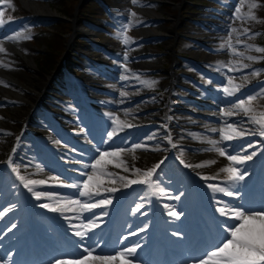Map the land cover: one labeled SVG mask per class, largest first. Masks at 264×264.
I'll list each match as a JSON object with an SVG mask.
<instances>
[{
    "label": "rangeland",
    "instance_id": "374dc122",
    "mask_svg": "<svg viewBox=\"0 0 264 264\" xmlns=\"http://www.w3.org/2000/svg\"><path fill=\"white\" fill-rule=\"evenodd\" d=\"M24 1L11 0L12 8H9L7 5H0V8L4 10L2 19L5 21L3 25H0V47H4L6 50L5 52H0V71H7L9 67L5 65L9 64L11 59H15V56H22V53L17 49L20 44L22 45L21 47L25 48L24 54L30 57L37 78H40L42 81L46 79L47 83L50 81V84L55 85L67 80L81 85L85 82L93 84L94 81V83H100L102 87L109 85V87H115L119 90H127L132 88V84L145 85L144 81L153 82L154 85L151 83L152 91L154 90V93L164 98L156 103L160 106L161 111H165L164 115L166 116H168L166 108L170 98L167 89L170 90L172 80L179 77V82L177 81L176 86L171 90V93L175 94L176 102L181 103L186 108L195 109L198 107V103L192 104L186 102L183 98L191 99L195 102L210 101L212 104L210 108H206L208 110L207 113L210 111L211 114L222 118L221 123L216 119L210 120L207 117L197 119L186 113L177 115L179 123L175 126V129L180 132L188 129L194 134L202 127L209 126V124H212L214 127H225L226 123L235 124L226 117L225 112H238V110L233 108L235 103H238L240 99H246L249 95H256L264 91V59H247L248 56L264 57V53H258L254 50L255 47L264 48V0H256L259 6L254 10V14L259 22H245L237 19L236 8H241V13L239 14L241 16L247 12V3L242 6L240 0H138V3H134L133 0H31L37 6L45 8L46 12L42 14H37L33 9L26 6ZM78 10H80V13ZM204 19H210L206 25L209 29V34L205 32V29H200ZM172 20H177L174 26L171 22ZM75 22L80 26H75ZM171 27L174 37L169 41V39H165L163 36ZM234 28L237 30L236 32L232 31ZM244 28L251 29L247 36L239 34ZM196 30L204 32L194 34ZM17 33L22 34L21 38L16 40L7 39L16 36ZM125 35L129 37L127 44L124 43L123 39ZM209 35L210 37H208ZM249 37L252 38L250 39ZM196 39L200 43H197ZM237 40L241 41V43H237ZM55 42L65 47V50L58 47L54 48ZM169 45L170 48L168 49ZM245 45H253V49L249 50ZM48 46L54 48V55H50ZM82 46H86V50H81ZM240 53H243V55ZM244 65H248V67H244ZM17 68L20 69V66ZM76 69L79 70V73L73 78L68 77L67 73L73 72ZM229 69H232V71H229ZM20 71L21 76L19 81L11 79L6 74H0V117L3 119L10 116L8 100L11 96L3 92V86L8 84L6 81L9 80L23 86L33 77V74L24 68H21ZM233 85H239L240 91L234 92L230 96L232 98L230 104L217 99L218 96L227 95L224 92L225 87L232 88ZM61 86L65 87L64 85ZM152 87H155V89ZM71 92L74 93L73 89H71ZM47 93L49 97L61 95L62 98H68L66 94L59 90V87L53 86L47 90ZM253 107L257 115L261 111H264V98L253 102ZM44 109L54 110L48 103H41L39 108H33V111L43 113ZM80 109L76 105L73 107L74 116L77 119H79L77 113ZM53 114L54 112L51 113V116ZM239 114L243 117L244 125H246L244 128L256 131L257 133V137L249 139L246 142L247 145H258V148H261L263 145L258 139H263L264 136L258 134L259 126L250 123L248 116H245L243 113ZM23 115L21 116V120L27 119L25 114ZM164 115L162 116L163 118H165ZM74 116L71 115V117ZM103 117L102 120H107L108 124L110 122L109 125L112 128L109 131L101 133L103 134L102 140L112 141L119 136L120 142L118 141V144L113 146L112 151L118 148L127 149L120 156H126L130 153H147L151 146L155 145L161 148V151L158 152L160 155V159H157L158 161L155 159L156 162H152L147 168H137L141 170L140 173L135 172V170L129 171L131 172L132 179H144L143 173L145 171L159 165L152 175V182L159 184L160 188L164 189L163 192H166V197L169 195L167 198L173 204L157 203L156 205L164 206L165 211H162L164 214L160 217L168 221L167 223L171 226L174 225L176 228L181 226L188 227L195 234H198L201 231L202 223L196 222V219L202 218V222L206 220L205 215L202 216V214L199 217L193 216L198 201H204L207 204L208 208H206V211L203 208V211L210 216L212 215L211 217H219V213L215 209L222 205H219L217 201H221V204L226 203L227 200H224L226 197L231 205L234 204L229 196L224 193L222 195L221 192L213 193L208 188L209 184H216V181H220L222 187H227V174L221 172V169L226 166L231 165L232 167L239 168L241 173H247L244 180L231 189L248 188L258 183L256 178L262 168L261 160L259 162L253 161V164L250 165H248V162L232 164V162L225 158L223 159V157L221 158L214 151L209 153V159L210 161H215V163H210L204 169L205 171L202 172L204 174L200 176L197 175V172L201 171L202 167L195 169L196 167L184 166L185 164L194 166L199 162H194L193 159L188 158L186 149L182 146H177L173 154L165 153L164 150L167 148L166 145L169 142V138L165 134V131L159 128L160 125L162 127L166 126L165 122L160 123L159 126H156L157 124L152 126L146 125L138 133L132 134L127 132L128 129L135 128L138 123L131 122L130 120L126 121L127 123H122V119L117 111ZM32 119L37 121L39 117L34 116ZM19 120H11L13 124L10 126L11 135L17 137L21 133ZM78 121L79 123L75 125L74 129L81 128V120ZM83 121L86 122L87 120ZM97 122L100 123V121ZM125 124L131 126L125 130L123 128ZM149 124L152 123L149 122ZM118 125L122 127L118 128ZM45 128L47 129L48 127ZM113 129H117V132L109 140L108 133L113 131ZM41 131H44V129ZM173 141L175 143L181 142L180 138H173ZM23 143L30 145V141L27 139ZM235 143L236 141L233 140L231 142L224 140L218 146L225 147L227 153L241 155L238 151H232ZM55 144V142L46 141L43 142V147L52 149L61 145ZM135 144L142 145V149L134 147ZM146 149H148L147 152ZM198 151L191 150L193 153L202 154L201 151ZM260 151L262 154L261 158L264 161V150L261 149ZM21 154H24V152L21 151ZM85 154L87 157L90 156L89 151H86ZM170 158L171 160L167 164L161 166ZM181 160L184 163H181ZM28 166L25 162L12 165L13 168H28ZM7 167L10 166L7 165ZM263 171L262 173H264ZM1 173L2 180L0 184L5 185V189L8 191L14 190L19 192L18 182L11 180L5 171H0ZM128 180L129 178L127 177L122 184H128ZM142 185L146 191L142 194L136 192L133 199L130 196L127 197L124 191L117 190L109 194H102L95 201L111 199V204L104 206L107 210H110L109 212L112 213L118 210L121 213L119 218L124 216L130 222L142 221L143 226L136 227L135 231L146 229L148 233H153V224H157L155 235L164 239L163 233L166 232V227L170 228L171 226L160 225V222H153L152 218L154 216L151 215L150 218L152 211H148V206L153 205L149 195L152 194L160 197L163 192L155 191L153 187L147 184ZM175 186L182 188L181 192L177 193L178 188L174 189ZM29 187L32 188V185H29ZM258 189L260 195H264V183L259 184ZM177 196H179V199L174 198ZM140 197L147 199L138 201ZM124 199L125 204L128 206L123 204ZM256 201L260 203L262 199L257 197L248 198L242 202V205L256 207ZM42 204L49 206L48 202ZM42 204H39V207ZM183 204L186 205L184 206ZM137 205H143V207L139 211H135ZM165 205L169 207H165ZM43 208L46 209V207ZM171 210L182 213V215L179 219L171 217L168 215ZM0 212H2V209H0ZM44 213L36 212V215L33 214L30 219L41 221L44 218L46 219V217H50L48 212ZM145 215H149V217L142 220L141 218ZM220 218L217 222H213L214 231H210L211 240L208 238L204 242L208 247L211 244L210 242L214 240V236L216 239L217 236L221 235L219 224L220 220L223 221L225 218ZM1 221L5 220L1 219ZM5 224L4 229H9L13 225L14 227L19 225L18 222H15V218L10 223ZM53 226L51 225L50 228ZM123 230L124 228H120L118 238H120L121 231ZM47 231L51 234V237L47 238L55 243V236L49 230ZM34 238L38 237L34 236ZM197 248H193L194 250L191 252L180 255V258L170 259L173 264H182V261H185L184 263L193 262V259L197 257L196 255L200 253V250H197ZM139 252L132 255L136 256Z\"/></svg>",
    "mask_w": 264,
    "mask_h": 264
},
{
    "label": "bare ground",
    "instance_id": "6f19581e",
    "mask_svg": "<svg viewBox=\"0 0 264 264\" xmlns=\"http://www.w3.org/2000/svg\"><path fill=\"white\" fill-rule=\"evenodd\" d=\"M24 3L26 6L33 9L37 14H42L46 12L44 7L37 6L31 0H25ZM171 22L173 23V26H174L177 20H172ZM74 24L75 26H78V27L80 26L77 22H75ZM172 27L163 36V38L169 39V41L172 40L174 37ZM208 31L209 30H207V32ZM208 37H210V35ZM21 46L22 45L19 44L18 47L17 46L16 47L19 50V52L22 53V56H19L18 54H16L18 56H15V59H11L10 63L5 65L9 67V69L7 71H0V74L2 75L6 74L11 79L15 81H19L20 76H21L20 69L24 68L27 71H29L31 74H33V77H31V79L23 86L18 85L15 82H11L9 80L6 81L8 84L3 86L4 88L3 92L7 93L8 95H11L13 98L8 101L10 116H7V118L5 119L0 117V165L2 166V168H5L7 167V164L8 165L10 164L11 166L9 170H10L12 177H14L15 179L19 178V176H22L25 178V181L34 179L36 177L44 180L45 181L44 184L35 185L33 189L34 191L39 190V191L52 192L56 194V195L45 197V198L41 197L40 199H37L35 196H33L32 193L26 195L28 198L32 199L31 204L39 205L43 202L50 203L49 207H47L46 209L42 208L40 210H46L49 214L51 213L52 218L55 220L57 226L59 227V229L54 232V235L57 239L56 245L60 246L62 244H65V242H70V241H72L73 244H76V245H79L80 243H84L85 245L88 239V237H86L85 241L81 242L79 237H76L74 235V232L79 229L75 228L74 226H71V227L64 226L61 221H69L71 223H76L78 221V218L80 217L97 216L96 218L100 220L101 223H103V229L110 230L113 228V223L115 220L114 217L116 216H113V214L109 212V210H107L104 206L91 209L90 211H86L82 209L81 205L72 204L70 203V201L80 200L81 202H95L96 197H99L103 193H108V194L110 193V191H106V189L116 188V187H120L122 191H126L127 195L133 199L134 194L136 192H139L142 194L146 190L143 188L142 185H128L127 187H124L122 183L125 180H121L120 179L121 177L127 176L129 180H132L131 172L124 171V168L128 167L131 171L139 167L147 168L149 165L152 164V162L155 161V159L156 161H158L157 159H160L159 157L160 155L158 152L161 151V148L156 145L151 146L149 151L148 149H146V152L148 151L147 153H139V154L130 153L126 156L109 157L108 159L112 160L113 163L107 164L102 169V172L104 174L101 175V179L103 183L100 184L99 189H98L100 194L93 196L92 200L90 201L88 197H81L78 195V192L80 190L79 188L67 187L66 185H71V184H77V185L82 186V180L87 179V176L84 175V173L92 172L91 165L94 162L95 158L98 157L99 155V152L97 151V149H99V151H102V152L103 151L111 152L112 146L118 144V141L120 138L119 136L115 140L110 141V142L108 141L105 142L101 140L102 135H103L101 133L105 131H109V129L112 128L109 125L110 122L108 124L107 120H104V121L102 120L104 118L103 116H108L109 114L115 113L117 111L122 119L121 121L122 123H127L126 121L128 120H130L131 122L138 123L137 126H135V128H129L127 124H125V127L123 126L125 130L129 128L127 132H130L132 134L138 133L146 125L152 126L154 124H157L156 126H159L160 123L165 122L166 126L162 127L160 125L159 127L165 131V134L169 138V142L166 145L167 148L164 150L165 153L173 154L177 146H180V147L182 146L183 148L186 149V155L188 158H191L194 160V162H199L198 164L203 165L202 170L197 172V175H200V176L201 174H204L202 173L203 171H205L204 169L210 165V163H208L210 161L209 153L214 152V150H206V149H212V144H210L209 141H221V136L218 130L224 127L222 126L214 127L212 124L208 123L209 126L202 127V128L200 127L201 129L198 130L196 134L191 133V131L188 129H186L184 132H180L175 129L176 128L175 126H177V124L179 123L177 119V115L186 113V114H190L192 117H195L197 119L198 118L203 119L207 117L210 120L216 119L218 120V122L220 121L221 123H222V118L217 117L214 114H211L210 111L209 113H207L208 110L206 108L207 107L210 108L212 104L210 101L208 102V101L203 100L204 102H201V101L194 102L191 100H186V102H191L192 104L198 103V107H196L195 109L186 108L185 106L181 105V103L176 102L175 94L171 93V90L172 88L174 89V87L176 86V83L179 80V77H176V78L174 77L175 79L172 80L171 82V86H170L171 89L170 90L167 89V92L170 98H169V104L167 105V108H166L168 116H166L164 115L165 111L164 112L161 111L160 106H158V104L156 103L157 101L163 100L164 98L154 93L153 92L154 90L152 91L151 86H148L146 84L145 85L132 84L131 85L132 88L130 89L119 90L118 88H115V87H109V85L102 87L100 86V83H94V81H93V84L91 82H85L81 85H78L77 83H73L67 80L61 81L55 85L50 84V81L49 83H47L46 79L42 81L40 78H37L35 74L36 72L32 67V61L30 60V57L27 54L26 55L24 54L25 48ZM169 48H170V45L168 46V49ZM26 51L28 50L26 49ZM18 66H20V69L17 68ZM65 83L66 84L70 83L69 86L71 88L73 87V84L75 85L72 88L74 93L68 92L70 94L69 95L70 99L69 100L67 99L66 101H62V102L54 98L51 99L49 95L47 94V90L51 89L54 86V87H60L59 89H62L66 93L67 91H65L61 87V85L67 86ZM66 89L68 90V88ZM153 89H155V87ZM121 93H125L126 95L122 96ZM217 99L224 101L225 103H231L232 98L227 95L225 96L222 95V96H218ZM49 101L52 104L55 103V105H57V103H60L64 107L63 112H54L53 116H49L48 118V122L51 123V127L53 128L54 134L55 135L65 134L67 140L70 142H73L77 149V152L66 151L64 149L63 150H59V149L50 150L49 153H51V158L55 160L54 165H57V167L61 169L62 173L60 174L52 173L51 171L45 168H42L41 161L37 157L41 152V143L49 140L50 133L52 132L51 129L45 128L44 131H41V128L44 127L43 124L36 125V123L34 122L30 124L31 117L28 118V120H21V116L23 114H25L26 116L30 115L33 108H35L36 105H39L41 103H48ZM73 105H76L77 107L79 106L82 109L81 114L82 116L86 118L85 120H87L85 124L81 125L83 127L82 130H71L72 127H74L75 124L77 123V120L74 117H71L69 115V113L73 109ZM32 115H34V112H32ZM163 115L165 116V118L162 117ZM227 118L233 121L238 127L244 128V126H246L244 125L243 118L239 113L231 115V116H227ZM13 119L19 120V123H20L19 128H22L23 135L25 132H29L34 137L32 138L34 141V145L31 147V148H34V150H30V149L28 150L29 153L32 155L31 156L32 160H29V162H27L29 163V166L27 169L19 167V168H16L18 169L17 171H13L12 165H15V164L18 165L26 161H23L19 157L21 155L19 151L23 149V147L19 145V141L21 140V138L11 135L10 126L13 124L11 122V120ZM97 121H100V123H98ZM149 122H151L152 124H149ZM120 126L121 125H118L117 127L119 128ZM65 127L67 129H70L71 131L69 133L63 132L62 129ZM214 129L217 131H213ZM173 138H180L181 142L175 143V141H173ZM248 139H250V137L244 136L242 138H237L233 140V141H236V143H235V146L232 148V150L234 152L236 150L238 151L240 150L242 154L255 152L256 155L254 156L256 157L254 159L252 158L253 160L251 159L249 161V165H250L253 163V161H257L260 158L259 156L260 150L258 148V145L248 147L246 145L247 144L246 141ZM258 140L261 141V144L263 145L261 149L264 150V138L258 139ZM223 141H221V143H223ZM231 141H228V142H231ZM135 145H139V144H135ZM87 149H91L93 151H96L97 153L92 162H89V158L85 154L86 152L85 150ZM139 149H142V148L139 147ZM191 150H195V151L199 150L198 152L201 151L202 154L193 153L191 152ZM227 154L232 155V153H227ZM22 157L25 158V156H22ZM222 157L223 159L224 158L227 159L226 156H221V158ZM188 158L187 160H189ZM170 160L171 158L166 160L161 166H164ZM122 161L126 163H121ZM115 164H121V167H115L114 166ZM85 165H88L89 167L86 168L84 167ZM17 172L19 173V176L17 175ZM107 173H111V175H108ZM97 174H100V172H98ZM263 179H264V175H262L258 179L259 184L264 183V181H262ZM216 184L222 187V183L220 181H216ZM19 185L23 187L24 182L19 180ZM176 187L177 186H175L174 189H176ZM177 188H178L177 193L181 192L182 188H179V187ZM231 191L233 193H239V195L229 196L230 200L234 202L232 206H240L242 202L247 198L260 197L258 194L259 193L258 184H256L255 187L251 189L250 188H236V189H231ZM71 193H74L75 195H69ZM165 194L166 193H163L160 197L159 196L157 197L150 196V197H153L152 199L154 201H157L158 203L170 204V200L167 199L169 195L166 197ZM221 194L224 195L225 193L224 194L221 193ZM2 195L6 196L7 198L6 201H10L12 198V194H9V193L3 192ZM141 200H145V197H140V199H138V201H141ZM263 202H264V199H263ZM125 203L126 202L124 201L123 204ZM223 204L231 205V203H229L228 200L226 203H223ZM223 204L221 205L223 206ZM51 207H60L62 208V211L52 212L49 210V208ZM259 208L260 207L256 209H259ZM105 212L107 213V215H104ZM202 213H203L202 205L198 204V208L195 214L198 216V214H202ZM65 217H68V219H65ZM220 217H221L220 215L219 217L207 216V221L203 225H209L210 223L209 220L213 222H217L219 219H221ZM118 220H120V223L124 224L123 227L126 230L124 231L123 236H121V239H118L116 240V242H114L115 244L114 252L110 254L99 253L97 251L96 244L100 240L96 238L98 239V241L95 240L96 243L93 247L95 248V252L93 253L94 255H116L117 253L123 252L127 248L135 247L137 250L141 247L142 244L140 242L144 240L142 236H144L147 231H140L137 234L134 230L136 227H142L143 223L134 222V221L129 222L127 217L125 218L124 216ZM2 227H3V224L0 222V236L3 234ZM30 227L32 228V230L36 229V227L33 224H31ZM17 232H18V229H13L12 231L7 232L5 235L12 236V235H15ZM132 233H135V235H132ZM43 235L45 234L42 233V236ZM25 238L28 242H30L32 239V236L25 237ZM41 239H44V238L41 237ZM15 241L21 242V243L25 242L24 239L20 237L16 238ZM137 244L139 245V247H137ZM45 245L49 249L52 248V244H50L49 242L46 243ZM176 250H180V248H177ZM81 255H86V253L82 252ZM78 257L69 258V259H75ZM65 258L63 257L59 259H65ZM59 259L52 260L48 264H54V262ZM141 259L143 260V258ZM130 260L132 261V264H151L149 261L147 260L142 261L140 259L135 258V256L130 257ZM114 264H121V262L119 259H117L114 262ZM186 264H192V263H186Z\"/></svg>",
    "mask_w": 264,
    "mask_h": 264
},
{
    "label": "snow or ice",
    "instance_id": "6c2138e0",
    "mask_svg": "<svg viewBox=\"0 0 264 264\" xmlns=\"http://www.w3.org/2000/svg\"><path fill=\"white\" fill-rule=\"evenodd\" d=\"M134 3H138V0H133ZM241 5L243 6L247 3V12L243 14V16L239 15L241 13V8H236L237 19L247 21H258V18L254 14V10L258 8V4L256 0H240ZM0 5H7L9 8H12L13 5L11 0H0ZM135 15V13H133ZM4 16V10L0 8V25H3L5 21L2 19ZM233 32L237 30L234 28L232 29ZM251 31L250 28H244L240 35L247 36L248 33ZM22 34L17 33L16 36L10 37L9 39H19L21 38ZM250 39L252 37H249ZM124 43L127 44L129 42V37L127 35L124 36ZM237 43H241V41L237 40ZM246 48L249 50L253 49V45H245ZM231 47V45H229ZM254 50L258 53H264V48L262 47H255ZM6 50L3 47H0V52H5ZM243 55V53H240ZM247 59L249 60H257V59H264V57H256V56H248ZM244 67H248V65H244ZM232 71V69H229ZM255 74V73H254ZM148 86H151L149 81H144ZM231 83V81H230ZM240 91L239 85H233L232 88L225 87L224 92L231 96L234 92ZM121 95H126L125 93H121ZM264 98V91L256 95H249L246 99H240L238 103L233 105V108L238 110V112L228 111L225 112V115L231 116L238 113H243L245 116H248L249 122L259 126V135L264 136V111H261L258 115L255 114L256 110L253 107V102L258 101V99ZM115 123V121H114ZM130 127L131 125H127ZM217 131V130H213ZM221 136V141L223 140H234L236 138H242L246 135H256V131L247 130L241 127H238L232 123H226L225 127L218 130ZM117 129H113V131L108 133L109 140L116 134ZM151 139V137H149ZM221 141H209L212 144V149L206 150H214L219 153L220 156H226L227 159L232 162V164H243L245 161H249L256 155L255 152H252L249 155H230L227 154V150L225 147H219L218 145ZM107 142V141H105ZM175 146V145H173ZM134 147L139 148L142 145H135ZM248 147H252L251 144ZM98 157L95 158L94 162L91 165L92 172L91 173H84L87 176L82 182L81 185L71 184L66 185L67 187L71 188H79L78 195L81 197H88L89 201L92 200L93 196L99 195V186L103 183L101 179V175L104 174L102 169L110 163H113L112 160L108 159L109 157H119L122 152L127 151V149H114L111 152L107 151H99ZM121 163H126L122 161ZM181 163H184L181 160ZM208 163H215V161H209ZM115 167H121V164H115ZM185 167H202L201 164L196 165H189L185 164ZM39 167V166H38ZM84 167H89L85 165ZM159 165H156L154 168L149 169L143 173L144 179H132L128 180V184H125L127 187L130 184H147L150 187H153L155 191L163 192L164 189L160 188L159 184H155L152 182V175L155 172L156 168ZM128 167L124 168V171H129ZM13 171H17L16 168H13ZM137 173H140V169H135ZM100 172V174H97ZM221 172L227 174V187H221L217 184H209L208 188L212 190L213 193L221 192L225 193L227 196L239 195V193H233L231 188L235 187L240 181H243L245 175L247 173H241L239 168L232 167L231 165L226 166L221 169ZM111 175V173H107ZM19 176V173L17 172ZM21 181H24V186L28 188V191L33 192V188L29 187V185H36V184H44V180H27L22 176H19ZM121 180L127 179V177H121ZM214 179V177H213ZM114 183V181H113ZM106 191L115 192L117 191L116 188H108ZM33 195L40 199L42 195L45 193L40 192H33ZM175 199H179V196L174 197ZM111 199H101L95 202H81L80 200L70 201L72 204L81 205L83 210L90 211L91 209L106 206L111 204ZM217 203H222L221 201H217ZM41 207H49L46 204H42ZM143 205H137L135 211H139ZM165 207H169L165 205ZM52 212H60L62 208L60 207H51L49 208ZM71 210V209H70ZM216 212L219 213L221 217L225 219L220 221V230L221 235L218 237L217 242L214 243L210 249L206 250L203 255L199 258H194L192 264H264V206L260 207L259 209L255 208H245L243 205L240 206H232L230 204H223L221 207H217L215 209ZM5 213L0 212V216H3ZM104 215H107L105 212ZM169 216L175 217L179 219L182 213H178L175 210H171L168 213ZM68 219V217H65ZM14 227V225H13ZM80 230L74 232L76 237H79L80 241H85V238L88 236V232L91 228L98 227L93 221L89 220L88 225H79L74 226ZM144 231V229H141ZM135 235V233H132ZM173 236H179L180 233L174 232L172 233ZM79 247L83 249V252L86 255H81L75 259H59L54 262V264H114V262L119 259L121 264H132V261L128 259V256H131L135 253L136 248H127L123 252L117 253L116 255H94L95 248L85 247L84 243H80ZM137 247L139 245L137 244Z\"/></svg>",
    "mask_w": 264,
    "mask_h": 264
},
{
    "label": "trees",
    "instance_id": "16d2710c",
    "mask_svg": "<svg viewBox=\"0 0 264 264\" xmlns=\"http://www.w3.org/2000/svg\"><path fill=\"white\" fill-rule=\"evenodd\" d=\"M54 47L62 48L58 43L55 44ZM52 52V51H51ZM54 53V52H53Z\"/></svg>",
    "mask_w": 264,
    "mask_h": 264
}]
</instances>
